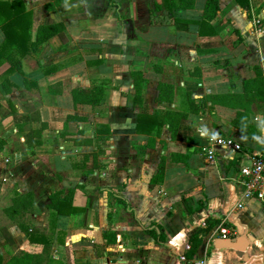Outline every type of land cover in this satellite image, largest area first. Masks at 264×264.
I'll return each mask as SVG.
<instances>
[{
    "label": "crops",
    "instance_id": "crops-1",
    "mask_svg": "<svg viewBox=\"0 0 264 264\" xmlns=\"http://www.w3.org/2000/svg\"><path fill=\"white\" fill-rule=\"evenodd\" d=\"M52 1L22 0L25 48L0 55V264L44 240L45 264H220L237 254L215 246L221 226L246 239L239 264H264V208L239 182L264 153V101L239 104L264 77V0H218L210 20L206 0ZM50 22L63 30L39 40ZM214 132L241 149L210 161ZM26 193L31 209L4 212Z\"/></svg>",
    "mask_w": 264,
    "mask_h": 264
},
{
    "label": "trees",
    "instance_id": "trees-1",
    "mask_svg": "<svg viewBox=\"0 0 264 264\" xmlns=\"http://www.w3.org/2000/svg\"><path fill=\"white\" fill-rule=\"evenodd\" d=\"M62 0H53L51 3L47 4V8L51 7L54 3H60ZM242 6L245 8H249V0H238ZM175 4H179L183 7H191L193 6L194 0H178V2L174 1ZM219 9L218 0H206L205 4V13L204 18L205 19H212L217 11ZM70 13L71 11H67ZM31 25V11L26 10L23 7L22 0H0V27L5 33V40L0 45V55L2 52L10 47V46H16L18 48L24 47L25 48V39L23 40V36L30 35L29 28ZM63 30V24L59 22H50L45 25H41L38 28V36L40 39H46L47 37L60 32ZM19 40V41H16ZM38 42V38L35 42H30L28 45L36 44ZM25 51V50H24ZM137 72H133V76H136ZM136 85V84H135ZM167 86V84H161L160 87ZM244 87H245V95H242V101L239 103L243 108L245 107V110L248 111L249 104L253 100H262L264 101V77L262 75V72L260 69L256 68V75L252 79H245L244 80ZM238 99V98H237ZM241 116V113H240ZM240 121L239 119L234 120V124L238 125ZM248 135H251L253 137H256L258 135V130L255 126L251 124H247L246 127H244L243 132ZM163 170L159 168L156 175L153 177V179L150 182V185H154L155 183H158L162 180L163 177ZM55 194H59L56 192ZM54 195V194H53ZM31 194L26 193L25 195L20 196L16 199L14 204L4 207L3 210L6 212L10 217H15L17 213H20L22 210L27 211L28 209H31ZM52 198V197H51ZM52 200V199H51ZM66 201H63L62 203H65ZM61 202H55L51 201V205H54L59 213L63 212L64 209H62L60 206L62 204ZM63 205V204H62ZM72 209H75L72 207ZM20 227L27 230V227H25L22 223H19ZM161 231V230H160ZM155 232V231H154ZM159 238L162 237V233L157 234ZM36 239L37 236L30 235V239ZM197 241H194L193 245L191 246L192 251L196 249ZM50 242L44 240V247L41 254H30L28 252H24L23 255L17 256V261L14 262V264H21V262L27 263V264H45L47 263L49 259V253H50ZM25 258H27L25 260ZM81 264V263H77Z\"/></svg>",
    "mask_w": 264,
    "mask_h": 264
},
{
    "label": "built area",
    "instance_id": "built-area-1",
    "mask_svg": "<svg viewBox=\"0 0 264 264\" xmlns=\"http://www.w3.org/2000/svg\"><path fill=\"white\" fill-rule=\"evenodd\" d=\"M215 145H220L225 148V153H223L224 157H233L232 152L241 149L240 143L233 138L214 132L210 138L209 145L205 148V153L210 161L215 160ZM239 182L243 186L241 196L244 199H258L264 208V153L252 155L248 163L240 166ZM237 207H244L243 202L239 201ZM219 233L220 237L235 236L236 230L221 226L219 227ZM184 246L187 249L189 248L188 243H185ZM181 259H185L183 254H181Z\"/></svg>",
    "mask_w": 264,
    "mask_h": 264
},
{
    "label": "water",
    "instance_id": "water-1",
    "mask_svg": "<svg viewBox=\"0 0 264 264\" xmlns=\"http://www.w3.org/2000/svg\"><path fill=\"white\" fill-rule=\"evenodd\" d=\"M217 247H232L237 250L239 256L243 255V251L247 246V242L244 236L240 237H217L214 241Z\"/></svg>",
    "mask_w": 264,
    "mask_h": 264
},
{
    "label": "rangeland",
    "instance_id": "rangeland-1",
    "mask_svg": "<svg viewBox=\"0 0 264 264\" xmlns=\"http://www.w3.org/2000/svg\"><path fill=\"white\" fill-rule=\"evenodd\" d=\"M246 257H240L238 256L237 254H231V253H222L221 255L219 254V259L221 260L220 261V264H239V260H244ZM27 258H25L26 260ZM207 259V256L206 258H204L201 262V264H203V261H205ZM212 260V258L209 259V264H210V261ZM27 264V263H25ZM211 264H213V261L211 262Z\"/></svg>",
    "mask_w": 264,
    "mask_h": 264
}]
</instances>
